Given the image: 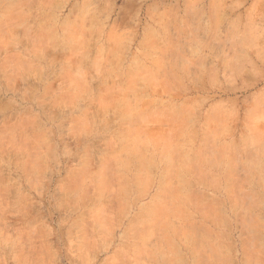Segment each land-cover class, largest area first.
Returning <instances> with one entry per match:
<instances>
[{"label":"rangeland","instance_id":"374dc122","mask_svg":"<svg viewBox=\"0 0 264 264\" xmlns=\"http://www.w3.org/2000/svg\"><path fill=\"white\" fill-rule=\"evenodd\" d=\"M60 2L0 0V264H264L254 0Z\"/></svg>","mask_w":264,"mask_h":264},{"label":"crops","instance_id":"0c3cea01","mask_svg":"<svg viewBox=\"0 0 264 264\" xmlns=\"http://www.w3.org/2000/svg\"><path fill=\"white\" fill-rule=\"evenodd\" d=\"M62 1L63 0H61V2ZM248 15L253 19L256 25H259L260 27L263 26L264 25V0H254L252 7H250V9L248 10ZM251 37L253 38L250 41L251 45L256 46L254 49L258 53V55L256 54L257 56L252 57V59L256 61L264 60V29L263 28L257 29ZM245 43H247V41ZM204 55H205V51H204ZM204 55L203 57L205 58Z\"/></svg>","mask_w":264,"mask_h":264}]
</instances>
